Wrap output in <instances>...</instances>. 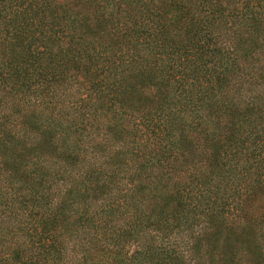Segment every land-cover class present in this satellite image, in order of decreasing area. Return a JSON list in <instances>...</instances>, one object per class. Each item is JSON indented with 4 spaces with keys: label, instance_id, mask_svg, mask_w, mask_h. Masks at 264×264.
I'll return each mask as SVG.
<instances>
[{
    "label": "trees",
    "instance_id": "obj_1",
    "mask_svg": "<svg viewBox=\"0 0 264 264\" xmlns=\"http://www.w3.org/2000/svg\"><path fill=\"white\" fill-rule=\"evenodd\" d=\"M0 264H264V0H0Z\"/></svg>",
    "mask_w": 264,
    "mask_h": 264
}]
</instances>
